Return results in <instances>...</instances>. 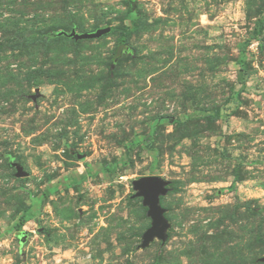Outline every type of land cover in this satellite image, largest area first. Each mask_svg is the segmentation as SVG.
<instances>
[{
    "label": "rangeland",
    "instance_id": "obj_1",
    "mask_svg": "<svg viewBox=\"0 0 264 264\" xmlns=\"http://www.w3.org/2000/svg\"><path fill=\"white\" fill-rule=\"evenodd\" d=\"M263 257L264 0H0V264Z\"/></svg>",
    "mask_w": 264,
    "mask_h": 264
},
{
    "label": "water",
    "instance_id": "obj_2",
    "mask_svg": "<svg viewBox=\"0 0 264 264\" xmlns=\"http://www.w3.org/2000/svg\"><path fill=\"white\" fill-rule=\"evenodd\" d=\"M111 32V28L98 29L93 33L79 34L76 31L68 35L75 41L97 40ZM18 178L27 177L21 166L14 165ZM169 181L157 176L144 177L132 183L135 191L134 198H141L143 205L148 208L147 217L151 219V227L145 231L142 236V242L138 250L145 249L155 240L158 239L165 243L168 239L167 230L170 227L169 222L165 219V210L160 205V198L166 196L169 192ZM264 264V257L259 260Z\"/></svg>",
    "mask_w": 264,
    "mask_h": 264
}]
</instances>
